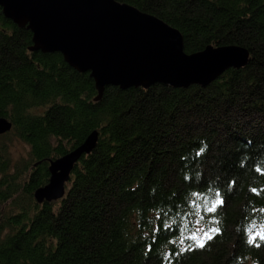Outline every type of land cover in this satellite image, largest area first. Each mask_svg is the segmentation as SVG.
I'll return each mask as SVG.
<instances>
[{"label": "trees", "instance_id": "1", "mask_svg": "<svg viewBox=\"0 0 264 264\" xmlns=\"http://www.w3.org/2000/svg\"><path fill=\"white\" fill-rule=\"evenodd\" d=\"M114 1L179 31L185 54L240 46L248 63L206 88L108 87L95 100L88 73L30 52V31L0 9V118L12 126L0 136V264H264V131L232 127L264 119V0ZM94 131L64 196L36 203L49 162ZM12 139L26 158L13 161ZM205 200L223 203L208 212ZM198 228L219 232L180 243Z\"/></svg>", "mask_w": 264, "mask_h": 264}, {"label": "water", "instance_id": "2", "mask_svg": "<svg viewBox=\"0 0 264 264\" xmlns=\"http://www.w3.org/2000/svg\"><path fill=\"white\" fill-rule=\"evenodd\" d=\"M2 15L32 34L30 52L58 53L78 73H88L101 98L105 88L127 90L155 84L174 89L206 88L229 69L243 68L249 53L240 46L206 47L185 54L182 36L154 16L114 0H0ZM0 118V136L11 129ZM98 133L49 162L47 183L36 203L64 196L74 165L92 153Z\"/></svg>", "mask_w": 264, "mask_h": 264}, {"label": "rangeland", "instance_id": "3", "mask_svg": "<svg viewBox=\"0 0 264 264\" xmlns=\"http://www.w3.org/2000/svg\"><path fill=\"white\" fill-rule=\"evenodd\" d=\"M238 117L239 119H241L240 116ZM237 122H238L237 125L233 124L232 127H235L236 129L241 128L240 129L241 133H248L250 135L252 133L256 134L257 132L261 133L262 131H264V119H262L261 116L259 115L251 114L247 117V119L242 118L241 121L237 120ZM6 144L13 161H17L27 157L29 148L20 140L12 139L10 142L6 141ZM232 209H234V206ZM196 236L202 239L206 237L204 236L203 232L200 231L196 233Z\"/></svg>", "mask_w": 264, "mask_h": 264}, {"label": "snow or ice", "instance_id": "4", "mask_svg": "<svg viewBox=\"0 0 264 264\" xmlns=\"http://www.w3.org/2000/svg\"><path fill=\"white\" fill-rule=\"evenodd\" d=\"M201 151H203V149H201ZM193 195H198V193H194ZM220 195H221V194H220L219 192L216 193V196H217V197H219ZM204 203H205V205H207V211H208V212H215L216 209H217V206H218L219 204H222L223 201H222V200H213V201L209 202V201L205 200ZM202 219H203V217H202ZM254 228H256V223H255V222H253L251 225H249V227H248V231L251 232L252 229H254ZM196 231L203 232L204 236H206L207 239L210 240V239L213 238V236H212L211 234H212V233H218V232H219V228H210V229H208V231H204L203 229L198 228ZM257 235H260V233L257 232L256 235H252V236H250V237L247 239V243H249V244L254 243L255 240H256V236H257ZM184 239H192V240H195V241H196V243H195V246H196V247H201V248H202V247L205 246V242L203 241V239H202V238H198V237L196 236L195 232H193L191 236L184 237L183 239H181V240H180V243H181V244L184 243ZM260 239H261V240H264V235H260ZM255 246H256V247H260V244H259V243H256ZM192 247H193L192 245H188L187 248H184V249H182V250H183V251H187V250L191 249Z\"/></svg>", "mask_w": 264, "mask_h": 264}]
</instances>
